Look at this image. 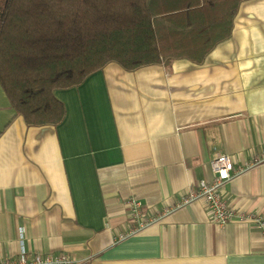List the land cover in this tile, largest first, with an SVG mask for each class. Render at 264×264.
I'll use <instances>...</instances> for the list:
<instances>
[{"label":"crops","instance_id":"obj_1","mask_svg":"<svg viewBox=\"0 0 264 264\" xmlns=\"http://www.w3.org/2000/svg\"><path fill=\"white\" fill-rule=\"evenodd\" d=\"M56 96L64 121L29 126L0 84V259L25 250L75 264H264V228L221 226L201 200L177 207L213 179L217 154L244 166L262 153L264 0L241 3L231 36L202 63H111ZM222 195L264 218V162ZM132 198L144 215L172 210L136 229Z\"/></svg>","mask_w":264,"mask_h":264},{"label":"trees","instance_id":"obj_2","mask_svg":"<svg viewBox=\"0 0 264 264\" xmlns=\"http://www.w3.org/2000/svg\"><path fill=\"white\" fill-rule=\"evenodd\" d=\"M245 0H5L0 84L29 126H57L56 91L116 63L127 71L196 63L229 38Z\"/></svg>","mask_w":264,"mask_h":264},{"label":"built area","instance_id":"obj_3","mask_svg":"<svg viewBox=\"0 0 264 264\" xmlns=\"http://www.w3.org/2000/svg\"><path fill=\"white\" fill-rule=\"evenodd\" d=\"M264 162V148L261 155L254 157L244 166H235L228 153H219L210 161V168L213 173V179H200L192 185L188 191L182 195L177 207L189 205L195 201L204 202L206 209L209 210L212 221L226 225L228 222L237 219L243 222H253L258 227L264 228V218L256 212L241 211L232 208L222 195V189L226 183L231 181L239 174L251 169L252 167ZM131 216L136 224V229L151 225L159 221L165 213L172 209H165L160 213L144 215L143 204L140 200L132 198L129 201ZM0 264H75L74 258L66 253L60 255L36 253L30 256L26 251H22L18 257H5L0 259Z\"/></svg>","mask_w":264,"mask_h":264}]
</instances>
